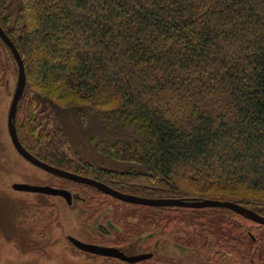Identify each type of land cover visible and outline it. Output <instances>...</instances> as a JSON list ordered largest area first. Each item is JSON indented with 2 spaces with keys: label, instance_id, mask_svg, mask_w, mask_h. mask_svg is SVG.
<instances>
[{
  "label": "trees",
  "instance_id": "1",
  "mask_svg": "<svg viewBox=\"0 0 264 264\" xmlns=\"http://www.w3.org/2000/svg\"><path fill=\"white\" fill-rule=\"evenodd\" d=\"M0 28L24 65L14 125L34 158L123 194L231 202L264 217V0H0ZM65 116L122 169L78 156L59 126ZM52 177L83 191L95 215L109 203L148 211L106 246H146L153 229L196 219L177 241L202 249L214 238L200 264H264V225L228 209L131 205ZM57 211L43 204L27 215L47 223Z\"/></svg>",
  "mask_w": 264,
  "mask_h": 264
},
{
  "label": "rangeland",
  "instance_id": "2",
  "mask_svg": "<svg viewBox=\"0 0 264 264\" xmlns=\"http://www.w3.org/2000/svg\"><path fill=\"white\" fill-rule=\"evenodd\" d=\"M5 57V50L0 44V264H101L102 259L90 257L71 247L68 238L107 247L101 241L115 240L120 233L133 229L148 211L109 203L99 216L94 217L95 211L85 201L68 206L59 197L13 190L14 184H23L64 189L72 194L79 192V196L84 197V192L77 187L62 188L63 182L57 183L50 174L31 165L14 150L7 130V114L17 70L16 65L7 63ZM48 106L49 102L44 101L42 108ZM59 126L71 148L84 161L108 169H122L121 165L95 154L87 137L80 135L79 125L70 116L61 117ZM43 204L58 206L59 213H55L57 219L51 218L47 223L31 221L28 211ZM193 221L171 227L162 235L161 228L153 229L155 238L152 243L124 247L123 253L127 256L151 253L161 262L200 264L212 254L214 238L211 237L210 244L204 243L202 249L199 248L202 242L189 241L185 242L186 246L177 241L182 237L189 240L188 237L198 230L201 224L196 219Z\"/></svg>",
  "mask_w": 264,
  "mask_h": 264
},
{
  "label": "water",
  "instance_id": "3",
  "mask_svg": "<svg viewBox=\"0 0 264 264\" xmlns=\"http://www.w3.org/2000/svg\"><path fill=\"white\" fill-rule=\"evenodd\" d=\"M0 40L4 43V45L9 49L15 63L17 66V79L16 84L13 92V96L8 108L7 114V130L8 135L11 141V144L17 154L23 158L25 161L30 163L31 165L41 169L42 171L55 176L57 178H61L67 181H71L77 184L85 185L88 187H92L99 192L110 196L118 201L128 203L131 205H140V206H147V207H178V208H185V209H205V208H224L228 209L254 223L259 225H264V217L256 214L255 212L246 209L238 204H234L231 202H220V201H212V200H202V201H195V202H187L179 199H147V198H140L137 196L127 195L120 193L103 183L95 181L93 179H89L83 176H79L70 172H66L52 166H49L38 159L34 158L30 155L19 143L16 130H15V116L17 105L23 95L25 83H26V76L24 71L23 62L12 44V42L8 39L4 31L0 28ZM13 190L19 192H28V193H36V194H43V195H50L55 197H60L65 200V202L70 205L72 195L69 191L64 189H55L50 187H34L28 186L23 184H14L12 186ZM69 243L75 247L77 250L92 254L104 258H112L117 259L121 262L127 264H135L141 261L148 260L152 258V254H141L136 256H127L122 251L117 248L113 247H102L96 246L92 244L83 243L77 239L72 237L68 238Z\"/></svg>",
  "mask_w": 264,
  "mask_h": 264
},
{
  "label": "flooded vegetation",
  "instance_id": "4",
  "mask_svg": "<svg viewBox=\"0 0 264 264\" xmlns=\"http://www.w3.org/2000/svg\"><path fill=\"white\" fill-rule=\"evenodd\" d=\"M71 195H72V199H71V203H70V205H68L66 202H65V200H64V202L68 205V206H71V205H73V203H77V201H80V202H83L84 200H83V198L82 197H80L79 196V194H72L71 193ZM60 198V197H59ZM62 199V198H61ZM102 213V212H101ZM100 213V214H101ZM100 214H97L96 216H94V217H97V216H99ZM102 233H104V234H106L104 231L102 232ZM107 247H110V246H107ZM113 247V246H112ZM176 247H178V246H176ZM113 248H115V247H113ZM120 250V249H119ZM152 256H153V254H152Z\"/></svg>",
  "mask_w": 264,
  "mask_h": 264
}]
</instances>
